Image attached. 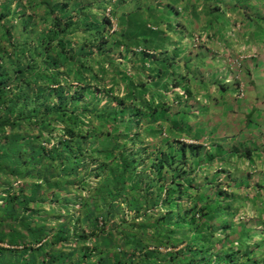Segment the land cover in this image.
Masks as SVG:
<instances>
[{"label":"trees","instance_id":"trees-1","mask_svg":"<svg viewBox=\"0 0 264 264\" xmlns=\"http://www.w3.org/2000/svg\"><path fill=\"white\" fill-rule=\"evenodd\" d=\"M132 1L0 0V264H264V172L190 132L200 35Z\"/></svg>","mask_w":264,"mask_h":264},{"label":"crops","instance_id":"crops-1","mask_svg":"<svg viewBox=\"0 0 264 264\" xmlns=\"http://www.w3.org/2000/svg\"><path fill=\"white\" fill-rule=\"evenodd\" d=\"M141 2L144 10L164 11L161 6H172L175 24L188 27L186 37L177 33L168 35L170 43L185 42L181 44L186 49L187 41L194 35H200L203 42L200 49H186V62L192 63L182 66L192 82V85L186 82L189 92L182 98L189 109L186 111L192 136L202 137L209 153L219 155L220 164L224 163L228 169L238 168L253 175L264 172V0ZM121 7L125 16L135 9L132 0ZM125 57L126 54L123 59L126 67L136 56ZM237 57L233 65L231 62ZM232 68L240 70L244 77L243 98L236 96L235 85L226 88L221 81L223 75L233 76ZM173 71L177 78L184 76L181 70ZM177 98L171 96L170 102H180ZM168 123L170 126L172 122ZM169 128L163 127L166 131Z\"/></svg>","mask_w":264,"mask_h":264},{"label":"rangeland","instance_id":"rangeland-1","mask_svg":"<svg viewBox=\"0 0 264 264\" xmlns=\"http://www.w3.org/2000/svg\"><path fill=\"white\" fill-rule=\"evenodd\" d=\"M187 111H189V109H187ZM206 116H204L203 118H205ZM264 240V238H262Z\"/></svg>","mask_w":264,"mask_h":264}]
</instances>
